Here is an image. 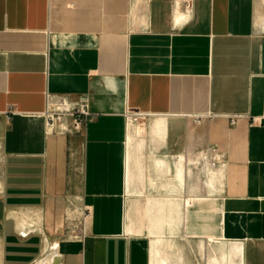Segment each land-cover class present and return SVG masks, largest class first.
Returning <instances> with one entry per match:
<instances>
[{
	"label": "crops",
	"instance_id": "crops-1",
	"mask_svg": "<svg viewBox=\"0 0 264 264\" xmlns=\"http://www.w3.org/2000/svg\"><path fill=\"white\" fill-rule=\"evenodd\" d=\"M263 115L264 0H0V264H264Z\"/></svg>",
	"mask_w": 264,
	"mask_h": 264
},
{
	"label": "built area",
	"instance_id": "built-area-1",
	"mask_svg": "<svg viewBox=\"0 0 264 264\" xmlns=\"http://www.w3.org/2000/svg\"><path fill=\"white\" fill-rule=\"evenodd\" d=\"M49 130H59L61 133H78L82 130L83 125L89 118V113L85 105H73L66 101L54 103L50 96L47 95V105L43 114ZM138 116L131 115L127 117L129 123L131 119L138 120ZM264 119L263 117H261ZM261 118L253 119V122L261 120ZM230 122L234 124L236 117H229ZM69 121L70 124L66 125ZM82 229V234H84Z\"/></svg>",
	"mask_w": 264,
	"mask_h": 264
},
{
	"label": "bare ground",
	"instance_id": "bare-ground-1",
	"mask_svg": "<svg viewBox=\"0 0 264 264\" xmlns=\"http://www.w3.org/2000/svg\"><path fill=\"white\" fill-rule=\"evenodd\" d=\"M137 123H138V120H133V119H131L130 122H129L128 127H131V126L137 125ZM49 258H50V257H47V258L43 259V260L41 261V264H53V261H52L51 259H49Z\"/></svg>",
	"mask_w": 264,
	"mask_h": 264
},
{
	"label": "rangeland",
	"instance_id": "rangeland-1",
	"mask_svg": "<svg viewBox=\"0 0 264 264\" xmlns=\"http://www.w3.org/2000/svg\"><path fill=\"white\" fill-rule=\"evenodd\" d=\"M140 123H142L143 121L142 120H139Z\"/></svg>",
	"mask_w": 264,
	"mask_h": 264
}]
</instances>
